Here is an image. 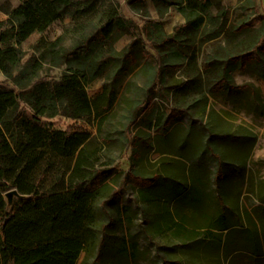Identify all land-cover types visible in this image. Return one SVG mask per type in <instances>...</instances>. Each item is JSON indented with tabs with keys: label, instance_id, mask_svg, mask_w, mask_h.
I'll return each mask as SVG.
<instances>
[{
	"label": "trees",
	"instance_id": "trees-1",
	"mask_svg": "<svg viewBox=\"0 0 264 264\" xmlns=\"http://www.w3.org/2000/svg\"><path fill=\"white\" fill-rule=\"evenodd\" d=\"M225 2L152 0L158 13L153 18L147 0H128L143 20L141 31L136 20L123 16L120 0L0 3L8 15L0 20V264H77L83 251L82 264H131L136 243L115 231L113 211H106V222L99 213L125 186L158 208L145 232L150 239L169 233L179 240L178 264L184 258L196 264L203 248L227 258L241 250L263 254L260 223L241 203L242 183L226 177L228 166L246 168L256 135L250 141L246 128L231 134L210 99L222 95L264 114L260 87L235 84L233 77L236 70L264 68V18L258 25L231 22ZM237 2L256 11V0ZM175 6L185 23L168 33L162 18ZM66 18L70 23L56 39L36 43L29 54L23 50L31 35ZM69 31L76 37L70 48ZM126 35L132 41L117 49ZM45 63L67 68L58 78L40 77ZM105 72L103 92L91 97L89 84ZM141 73L147 82L132 98L127 93L136 85L133 76ZM157 99L159 113L145 118ZM114 105L132 115L126 129L132 154L120 182L116 170L99 164L106 136L59 129L53 121L64 116L102 127ZM184 115L206 117L209 132L187 131ZM152 149L161 156L149 170L143 160ZM208 152L218 165L213 174L198 160ZM11 189L28 197L8 210L4 194ZM114 211L119 226L133 225L129 204L114 201ZM104 252L112 258L104 261Z\"/></svg>",
	"mask_w": 264,
	"mask_h": 264
},
{
	"label": "rangeland",
	"instance_id": "rangeland-1",
	"mask_svg": "<svg viewBox=\"0 0 264 264\" xmlns=\"http://www.w3.org/2000/svg\"><path fill=\"white\" fill-rule=\"evenodd\" d=\"M256 2V11H252L250 9L245 11L240 7V3H238L237 0H226L225 3H227L229 9L228 16L230 21L238 22L242 19H246L255 22V24L258 25L260 19L264 18V0H256ZM120 6L123 16L136 20L140 26L139 31H141L143 20H141L139 13L133 12L130 14V11L128 10L131 8V6H129L128 0H120ZM149 11L153 18H158V13H155L154 11L151 12L150 9ZM170 19L177 22L175 26L181 25L176 12L170 15ZM69 23L70 19L66 18L64 21H57L42 34L35 33L31 35L29 37L30 39L22 45L23 50L29 54L36 43L43 40L50 41L56 39L57 36L64 31L65 26H67ZM66 38V46L70 48L73 45L74 39L76 37L69 31L66 34ZM132 39V35H126L117 42L115 47L117 49H121L128 45ZM66 68L67 66L65 64L55 67L51 64L45 63L44 70L41 72L40 77L44 75H50L53 78H58L66 70ZM258 69L259 71L254 68L246 72L236 70L233 77L235 84L241 85L253 82L259 86L263 96L262 105H264V75H261L262 73H260V71H264V68L262 65H259ZM107 76L108 72H105L102 76L98 77L95 79V81L89 84L87 91L91 97H96L103 92L104 84L108 81ZM146 78V75L142 73L134 75L133 79L136 85L133 86L132 91L127 94L132 98L136 97L138 94H141L142 91L140 89L147 82ZM2 80H5V77L3 73H0V81ZM140 98H143L142 95ZM210 103L212 107H214L218 112V114L221 116L223 115L226 120L229 121V130L231 134H242L240 131L246 132L244 129H242L246 128L250 132L247 133V135H249L250 141H252L254 135H256V141L252 146L246 168L239 167L238 169H232V166H226L229 169L226 177L230 178L234 183H242L243 190L241 203L243 208L249 209L260 223L259 234L261 240L263 241L264 238L262 235L264 234V204L261 201V197H264V114H260L258 109H249V106H247V104L244 102L237 100L234 102L226 101L222 95L218 98H211ZM160 104V100H155L150 107L151 109H149L148 113L145 115V118L154 119V117L159 113ZM108 115L109 116L104 121L102 127L96 126V124L86 123L82 120L66 118L64 116L54 118L53 121L55 122L56 127L59 129L69 128L74 131H88L94 136H106L107 139H109V142L106 144L105 150L102 152V159L99 164L107 163V168L116 170L114 175L119 177L118 181L120 182L121 178L124 176L120 169H129V157L132 154L129 144L130 142L128 138H126V129L128 127L127 123L132 118V115L123 105H114L109 111ZM181 122L184 124V128L187 131L192 132L193 130L199 129V131L203 133L209 132H207L204 128V125L207 122L206 117L204 119H190L187 115H184ZM134 127L135 123L130 127V129L133 130ZM160 156V152L152 149L146 159L143 160L144 166L149 170L154 168L152 164L155 163ZM198 160L201 165H204L208 168V170H211V174H213V172L217 169L218 165L216 158L211 152L199 156ZM243 175H245L244 179ZM107 181L110 182V178ZM115 188L119 189L120 186L116 185ZM137 195V190L129 189L127 186L123 187L119 196L120 198H115L113 201L107 200L104 204L102 203L99 206L100 220L103 222L107 221V210L113 211L116 214L115 231L120 234H126L130 243L132 244V242H135L137 245V250L134 254L135 258L130 262L131 264H165L164 261L167 259L177 260V254L167 253L164 255L162 253V249H160L159 246L164 243L163 240H161L159 237L150 239L147 236L145 230L149 227V221L155 218L154 214L158 208L155 206V204H150V202H146L140 197L137 200ZM117 200L119 201L120 206L129 204L132 207V210H134L133 225L129 226L124 224L119 226V214L118 212L114 211V201ZM208 243L209 241L205 242L206 249ZM262 243H264V241ZM199 254L200 255L198 256V261L196 264H264V247L262 255H254L250 251L241 250L239 252H235V254L227 258V255H225V253L222 251L216 253L213 251V249H211L210 254H208L207 251L205 252L204 248L199 252ZM102 257L104 261L112 258L108 255V253L106 254V252L103 253ZM181 263L190 264L186 258L182 259ZM121 264H124V262ZM167 264L178 263L172 262Z\"/></svg>",
	"mask_w": 264,
	"mask_h": 264
},
{
	"label": "crops",
	"instance_id": "crops-1",
	"mask_svg": "<svg viewBox=\"0 0 264 264\" xmlns=\"http://www.w3.org/2000/svg\"><path fill=\"white\" fill-rule=\"evenodd\" d=\"M4 1H9L13 6H17L19 4V0H0V3L4 2ZM149 1L147 0V5H149V9L151 10V12L154 11L155 13H157V9H156L155 5H153L152 0H149ZM128 11H130V14L135 12L132 8H129ZM175 12L178 15V19H179V22L181 23V25H183L185 23L184 16L179 11L178 7L177 6L171 7L169 12L162 18V20L164 21L165 29L168 33L173 31V28H174L175 24L177 23V22L173 21L172 19H170V15L172 13H175ZM7 17H8V15L2 9H0V20H4ZM158 237L164 241V243L161 245L162 247H160V249H162V253L164 255H166L167 253H169V254L173 253V254H177V255L179 254V253H177L178 247L177 248L175 247L176 244L179 243V240L175 239L173 235L166 233V234H159ZM84 256H85V252L83 251L79 255V260H78L77 264L83 263V260L85 258ZM177 259H179V258H177ZM173 261L177 262L178 260H173ZM165 262H167V260H165L164 263ZM189 263L192 264L191 262H189Z\"/></svg>",
	"mask_w": 264,
	"mask_h": 264
},
{
	"label": "water",
	"instance_id": "water-1",
	"mask_svg": "<svg viewBox=\"0 0 264 264\" xmlns=\"http://www.w3.org/2000/svg\"><path fill=\"white\" fill-rule=\"evenodd\" d=\"M5 199L7 200V208L11 210L13 208L15 199L18 198H27L28 195H25L19 191V189H11L4 194Z\"/></svg>",
	"mask_w": 264,
	"mask_h": 264
}]
</instances>
